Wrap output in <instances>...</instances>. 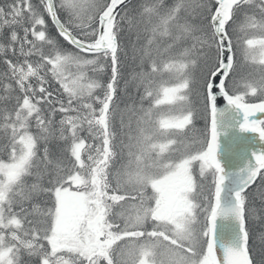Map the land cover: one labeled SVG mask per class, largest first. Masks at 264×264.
I'll return each mask as SVG.
<instances>
[{
	"label": "snow or ice",
	"instance_id": "snow-or-ice-1",
	"mask_svg": "<svg viewBox=\"0 0 264 264\" xmlns=\"http://www.w3.org/2000/svg\"><path fill=\"white\" fill-rule=\"evenodd\" d=\"M0 264H264V0H0Z\"/></svg>",
	"mask_w": 264,
	"mask_h": 264
},
{
	"label": "water",
	"instance_id": "water-1",
	"mask_svg": "<svg viewBox=\"0 0 264 264\" xmlns=\"http://www.w3.org/2000/svg\"><path fill=\"white\" fill-rule=\"evenodd\" d=\"M218 106L220 108H223L225 106V101L221 98L218 101ZM222 162L225 164V167L229 171L235 170L237 167H243V161L241 159H235V158H230V159H225L223 156L221 157ZM221 224L223 223L222 221L220 222ZM222 236V230L218 228V240L221 239ZM231 243L232 241H228Z\"/></svg>",
	"mask_w": 264,
	"mask_h": 264
},
{
	"label": "trees",
	"instance_id": "trees-1",
	"mask_svg": "<svg viewBox=\"0 0 264 264\" xmlns=\"http://www.w3.org/2000/svg\"><path fill=\"white\" fill-rule=\"evenodd\" d=\"M197 127H203V121L199 120L196 122Z\"/></svg>",
	"mask_w": 264,
	"mask_h": 264
}]
</instances>
